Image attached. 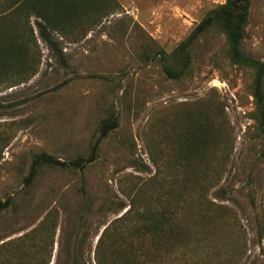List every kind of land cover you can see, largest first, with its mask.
Instances as JSON below:
<instances>
[{
  "label": "rangeland",
  "instance_id": "374dc122",
  "mask_svg": "<svg viewBox=\"0 0 264 264\" xmlns=\"http://www.w3.org/2000/svg\"><path fill=\"white\" fill-rule=\"evenodd\" d=\"M15 1L0 0V17ZM224 2L23 0L29 27L4 20L23 50L0 68V200L13 201L0 212V264H96L104 228L100 254L115 239L123 264H264L253 70L230 61L216 25L191 42L182 75L162 69L181 67L178 45ZM31 6L53 20L52 44ZM244 31L241 50L264 61V0H250ZM110 116L117 125L101 137ZM97 138L82 169L42 166L24 186L35 154L87 156ZM143 209L162 212L160 236L138 238Z\"/></svg>",
  "mask_w": 264,
  "mask_h": 264
},
{
  "label": "trees",
  "instance_id": "16d2710c",
  "mask_svg": "<svg viewBox=\"0 0 264 264\" xmlns=\"http://www.w3.org/2000/svg\"><path fill=\"white\" fill-rule=\"evenodd\" d=\"M30 2V0H28ZM29 7V3H23V0H18L12 3L7 9H3L0 17V68L11 67L10 61L14 59V55L19 57V52L23 50V46L20 43L15 42V37L10 38L5 32V27L8 25L5 23L7 17H12L19 23L23 31H25L26 26H28V19L30 13L23 7ZM250 0H225V2L217 7L213 8L206 17H204L193 29L190 36L182 41L178 47L177 52L181 59V67L175 69L169 64L163 62L162 69L165 75L169 78L175 79L183 74L187 69L189 64V54L188 48L191 42L201 33L205 32L208 28L212 26H218L225 35V39L228 45V55L229 59L234 64H240L250 67L254 72L253 82H252V96L254 98V114L258 121L259 132L264 140V61L252 58L245 54L241 48L240 44L245 35V25L247 24V18L249 14ZM6 8V7H4ZM31 13L40 20H36L35 26L38 32V36L52 44L51 35L48 31V26L53 20L41 12L37 6H31ZM11 19V20H13ZM5 20V21H4ZM32 31V30H30ZM163 61V59H162ZM7 107L5 104L0 103V108ZM205 119H208L207 116ZM117 125L115 116H110L104 118L100 121L99 130L100 136L102 137L108 131L115 128ZM203 142L206 146L208 144V136H203ZM98 147V138L93 142L90 152L87 156H77L69 160H60L51 154L46 152H40L33 156L31 164L27 175L24 177V186H30L33 179L42 166L47 167H59V168H78L82 169L86 164L94 160L96 150ZM262 156L264 157V144L262 149ZM206 162V161H204ZM204 176H207L205 173ZM81 189H83V184H81ZM12 197L8 196L4 200H0V212L6 210L12 205ZM148 210L143 209L138 216L136 227L140 230L138 238H141L144 230L150 229L155 232V236H160L162 212H156L157 217L151 218L149 216L155 214H150L147 216ZM182 225L180 222H176L175 218L171 220L168 231L172 235V239L175 240L182 233ZM107 228H104L101 236L98 239V244L96 245L95 252V262L96 264H123L125 258L123 257V252L120 250V246L116 243L115 239L109 241V253L106 255H101L99 252V247L101 245L106 246L105 241L103 242V237L105 235ZM158 232V233H157ZM110 238L111 236H107Z\"/></svg>",
  "mask_w": 264,
  "mask_h": 264
}]
</instances>
